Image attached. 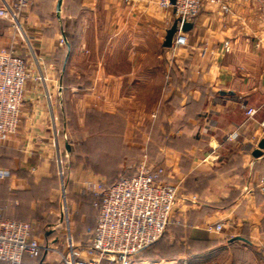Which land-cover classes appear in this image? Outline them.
<instances>
[{"label":"crops","instance_id":"crops-1","mask_svg":"<svg viewBox=\"0 0 264 264\" xmlns=\"http://www.w3.org/2000/svg\"><path fill=\"white\" fill-rule=\"evenodd\" d=\"M58 1L0 18V50L12 49L30 70L19 127L0 145V171L8 172L0 176V216L32 222L41 242L64 235L56 230L62 219L53 223L59 174L74 189L108 187L147 160L165 169V182L180 183L179 197L152 246L156 258L142 254L133 264H264V151L254 155L264 138V0H203L178 48L166 45L174 8L157 0H62L60 14ZM74 112L80 124L89 112L111 117L85 137L94 148L78 160ZM98 191L72 205L83 260L99 258L88 234ZM61 234L54 243L65 248ZM25 262L58 264L60 256Z\"/></svg>","mask_w":264,"mask_h":264},{"label":"built area","instance_id":"built-area-1","mask_svg":"<svg viewBox=\"0 0 264 264\" xmlns=\"http://www.w3.org/2000/svg\"><path fill=\"white\" fill-rule=\"evenodd\" d=\"M36 0H10L0 3V18L18 19L23 11ZM217 3L220 0H210ZM164 9L174 8L178 30L174 35V48L187 45L185 22L198 14L203 0H157ZM225 10L228 7L223 6ZM224 49H230L229 41ZM30 76L27 61L12 49L0 50V145L8 141L17 131L21 120L24 91ZM255 109L249 108L252 116ZM230 137H233L232 135ZM8 172L0 171V176ZM165 169L144 160L138 173L122 177L105 187L98 183L100 201L96 204V225L88 229L90 243L99 258L81 259L83 249L75 246L72 233L67 228L65 248L54 242L59 236L41 242L34 238V224L30 221L8 219L0 216V260L8 264H27L25 257L33 259L43 254L56 253L58 264H102V260L114 264H133L136 255L158 241L173 222L175 206L179 197L180 183H168L163 179ZM66 214V208H64ZM222 223L215 230L220 231Z\"/></svg>","mask_w":264,"mask_h":264},{"label":"rangeland","instance_id":"rangeland-1","mask_svg":"<svg viewBox=\"0 0 264 264\" xmlns=\"http://www.w3.org/2000/svg\"><path fill=\"white\" fill-rule=\"evenodd\" d=\"M30 71V70H29ZM30 77V76H29ZM72 104V103H71ZM78 116L76 114V112L71 113V138H72V142L75 144V148L79 151V153L76 152L75 156L76 160H78L77 157H80L81 154L80 150L85 151L86 148L88 150H93V142L89 141L88 139H85V137H92L94 136V134L92 133V130L95 128V126L98 125V123H101V126H105V125H109L111 117L109 115H97L93 112H89L86 115V118L84 120L83 123V129L80 128L79 130V126L81 125L80 122L78 121ZM101 120V121H100ZM100 121V122H99ZM91 142V143H90ZM62 166V165H61ZM74 169H78L79 168V164H75V166H73ZM54 204H56L57 206H59L58 211L54 212L53 216H54V221L53 223H56L59 221H61L62 219V223L61 226L59 228H57L56 230L58 231H63L64 235L61 234V237L66 239V233H67V228H69L71 230V218L73 217V204L77 205V204H81L83 200V194L85 192H87V194H94V189L92 187V183H87V185L84 186H79L75 183L74 187H76L75 189L71 187V182L70 179L68 177L67 174L62 173L59 174V179H55L54 181ZM70 189H72L70 191ZM82 190L83 192L81 193V196L78 197L77 195L79 193H74V190ZM71 195V196H70ZM73 195V196H72ZM64 208H66V214L64 211ZM59 224V223H56ZM54 225V224H53ZM170 226V225H169ZM169 226L167 227V230L169 228ZM45 230V229H43ZM166 230V231H167ZM166 233V232H165ZM164 233V234H165ZM59 234V237H60ZM164 236V235H163ZM163 236L161 237V239L163 238ZM153 245L147 247L145 250H143V252L140 254L141 257L142 254H146L145 256L150 259V258H156L157 256V251H154V247H152ZM144 257V256H143ZM0 264H3L0 262Z\"/></svg>","mask_w":264,"mask_h":264},{"label":"water","instance_id":"water-1","mask_svg":"<svg viewBox=\"0 0 264 264\" xmlns=\"http://www.w3.org/2000/svg\"><path fill=\"white\" fill-rule=\"evenodd\" d=\"M172 2L175 3V0H172ZM61 5H62V0H59L58 4H57V11L59 14L61 13ZM191 27H192L191 22H185L182 26V30L188 31ZM177 30H178V22L175 21L173 23V25L171 26V28L167 32L166 45H168V46L172 45L173 38H174V35L177 32ZM263 151H264V138L261 140V142L259 144V148L257 150H255L254 155L260 156V155H262Z\"/></svg>","mask_w":264,"mask_h":264},{"label":"trees","instance_id":"trees-1","mask_svg":"<svg viewBox=\"0 0 264 264\" xmlns=\"http://www.w3.org/2000/svg\"><path fill=\"white\" fill-rule=\"evenodd\" d=\"M137 173H138V172H137ZM135 174H136V173H135ZM135 174H133V175H135ZM131 176H132V175H131ZM123 177H126V176H123ZM121 178H122V177H121ZM121 178H120V179H121ZM120 179H118V180H120ZM118 180H116V181H118ZM114 182H115V181H114ZM160 239H161V238H160ZM160 239H159V240H160ZM159 240H158V241H159ZM158 241H156V242H158ZM156 242H155V243H156ZM155 243H153V244H151V245H154ZM151 245H150V246H151ZM148 247H149V246H148ZM146 248H147V247H146ZM146 248H145V249H146ZM145 249H143V250H145ZM143 250H141V251L136 255V258H137L138 256H140V254L143 252Z\"/></svg>","mask_w":264,"mask_h":264}]
</instances>
